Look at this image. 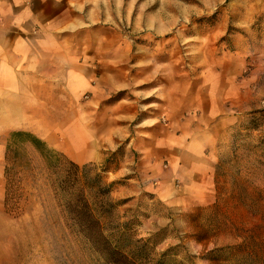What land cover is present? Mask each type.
<instances>
[{"label": "rangeland", "instance_id": "obj_1", "mask_svg": "<svg viewBox=\"0 0 264 264\" xmlns=\"http://www.w3.org/2000/svg\"><path fill=\"white\" fill-rule=\"evenodd\" d=\"M128 2L127 14L123 6L127 19L119 15L117 24L106 25L120 30L119 43L127 48L105 53L103 59L117 67L104 71L127 74L129 86L115 97L129 94L137 112L131 130L139 121L168 122L169 113L192 105L198 91L209 95L200 88L206 70L214 77L238 70L250 82L217 118L209 196L169 204L147 191L126 202L113 189V200H125L115 210L116 220L127 221L136 238H152L157 253L176 247L174 257L183 264H264V0ZM7 139L8 134L0 144V264H108L65 219L57 196L74 189L57 183L63 176L70 186L75 173L70 164L59 156L47 163L30 142L13 146L6 162ZM123 155L128 159L120 165L125 175L118 179L104 172L116 170ZM136 164V153L123 146L105 161L78 164L83 187L76 190L93 204L88 185L95 175L104 183H121L134 175ZM6 192L20 197L17 212L6 210ZM217 247L225 252L211 262L205 254Z\"/></svg>", "mask_w": 264, "mask_h": 264}, {"label": "crops", "instance_id": "obj_2", "mask_svg": "<svg viewBox=\"0 0 264 264\" xmlns=\"http://www.w3.org/2000/svg\"><path fill=\"white\" fill-rule=\"evenodd\" d=\"M124 5L127 14L128 0H0V144L11 131H27L76 164L105 161L123 146L137 161L134 175L113 188L126 202L147 191L169 204L208 197L217 118L250 80L238 70L216 77L206 70L200 88L209 95L198 91L168 122L155 117L131 130L137 112L129 94L115 97L129 86L127 74L104 71L117 67L103 59L127 48L120 30L106 26L127 19ZM1 157L0 149V175ZM127 160L106 173L119 179Z\"/></svg>", "mask_w": 264, "mask_h": 264}, {"label": "trees", "instance_id": "obj_3", "mask_svg": "<svg viewBox=\"0 0 264 264\" xmlns=\"http://www.w3.org/2000/svg\"><path fill=\"white\" fill-rule=\"evenodd\" d=\"M30 142L32 147L47 162L54 156H59L62 161L68 162L74 169L72 183L66 184V177H61L57 183L59 188H72L73 191H63L58 195L62 202L65 219L71 229L84 238L91 240L108 264H183L174 257L176 247H171L157 253L152 238H136L131 232L127 221L118 222L115 217L116 208L125 200H113L111 192L119 183L110 181L104 183L99 175L91 179L88 185L89 195L93 196V204L89 202V196L84 191L76 190L78 185L83 187L78 175L80 166L67 158L62 152H57L36 135L27 131H11L8 133L5 147V160H10L13 146ZM63 163V162H59ZM107 167V166H106ZM109 169L105 168L104 172ZM19 196L5 194L4 206L8 212L19 210ZM140 222H137L139 225ZM112 238V239H111ZM225 252V247H217L205 254V257L214 262Z\"/></svg>", "mask_w": 264, "mask_h": 264}, {"label": "bare ground", "instance_id": "obj_4", "mask_svg": "<svg viewBox=\"0 0 264 264\" xmlns=\"http://www.w3.org/2000/svg\"><path fill=\"white\" fill-rule=\"evenodd\" d=\"M70 154H72V153L70 152Z\"/></svg>", "mask_w": 264, "mask_h": 264}]
</instances>
